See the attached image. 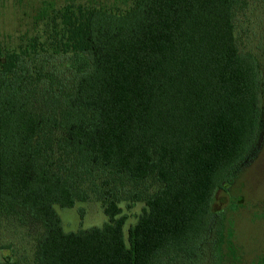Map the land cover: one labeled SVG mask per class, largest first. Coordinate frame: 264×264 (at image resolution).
<instances>
[{"label":"trees","instance_id":"obj_1","mask_svg":"<svg viewBox=\"0 0 264 264\" xmlns=\"http://www.w3.org/2000/svg\"><path fill=\"white\" fill-rule=\"evenodd\" d=\"M34 22L0 44V219L31 242V264L202 256L214 195L259 130L264 0H67ZM104 173L118 183L97 194L107 221L64 232L54 207L86 201L87 175ZM125 193L143 203L126 236Z\"/></svg>","mask_w":264,"mask_h":264},{"label":"rangeland","instance_id":"obj_2","mask_svg":"<svg viewBox=\"0 0 264 264\" xmlns=\"http://www.w3.org/2000/svg\"><path fill=\"white\" fill-rule=\"evenodd\" d=\"M65 1L67 0H0V44L11 47L20 37L30 34L35 28L37 11L44 3L60 5ZM92 1L112 4V0ZM252 27L254 35L251 37V44L258 55L262 83L259 130L247 157L230 173L225 186L214 195L211 226L198 248L202 255L200 264H212L211 246L216 239L217 223L222 212L227 218L222 236L219 234L214 247V254L218 257L217 264H264V30L259 23ZM116 183V179L107 173L95 174L94 180L87 175L85 186L89 188L90 194L86 201L76 202L72 208L54 207L64 232L101 227L107 218L97 194L105 195V189L118 184ZM124 190L127 192L130 187L126 186ZM119 207L126 217L123 227L126 236L127 229L136 222L143 203L129 201L125 193ZM31 249V242L20 229L0 219V264H31ZM194 258L190 261L177 260L171 264H193L199 260Z\"/></svg>","mask_w":264,"mask_h":264}]
</instances>
